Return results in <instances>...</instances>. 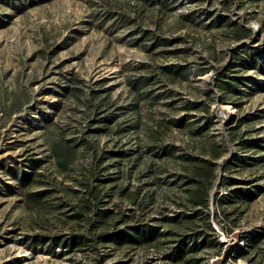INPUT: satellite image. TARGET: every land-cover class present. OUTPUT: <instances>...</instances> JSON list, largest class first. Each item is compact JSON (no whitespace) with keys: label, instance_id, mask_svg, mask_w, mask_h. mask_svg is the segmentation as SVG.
<instances>
[{"label":"rangeland","instance_id":"374dc122","mask_svg":"<svg viewBox=\"0 0 264 264\" xmlns=\"http://www.w3.org/2000/svg\"><path fill=\"white\" fill-rule=\"evenodd\" d=\"M239 48L256 67L237 71L244 94L226 99L211 80ZM240 138H264V0H0V264H186L163 254L195 232L218 243L197 264H264V150ZM203 161L213 181L201 207L189 198ZM134 222L162 236L96 239ZM251 231L263 236L250 248ZM34 234L85 239L52 253Z\"/></svg>","mask_w":264,"mask_h":264},{"label":"trees","instance_id":"16d2710c","mask_svg":"<svg viewBox=\"0 0 264 264\" xmlns=\"http://www.w3.org/2000/svg\"><path fill=\"white\" fill-rule=\"evenodd\" d=\"M157 1V0H152ZM159 1V0H158ZM235 38L240 39L244 35L247 34V30H243L242 28L235 29ZM244 48H239L236 51H233V55L231 58L232 66H225L223 69L218 70L214 77L211 80L213 87L219 91L222 96L226 99H239L240 95H243L244 92L242 87L246 85L244 82V77L240 76L237 71L241 70H252L256 67V62L254 60L243 58ZM174 68H167L170 72L174 74H178L183 76L185 72H181L179 66H171ZM165 69V68H163ZM135 88L139 89L144 82L135 81ZM186 109H190L195 107L196 103L189 102ZM205 122L199 127V129L204 128L209 124L210 118L205 116ZM241 149L244 150H264V138H240L238 140ZM50 150L53 154L60 156L57 161L62 163L66 159V153L69 151L65 141H57L50 143ZM164 149H166L164 147ZM173 149V148H172ZM171 148L168 149L165 153H170ZM264 155V153H262ZM246 156L247 160L244 161V157L238 159V162L242 163V165H255L257 162H261L263 156ZM212 165L208 161H203L201 164H194L192 173L195 175V188L194 191L190 194V201L193 205H199L201 207L206 205V191L212 185L213 175H212ZM229 167V165L227 166ZM19 182L25 183L28 179V175L25 173H21L19 176ZM232 179H227L224 182L226 185H231ZM257 191H260V187L257 185H253ZM232 193V196L237 198L238 200L250 199L253 197L254 192L251 190L242 188V187H234L229 189ZM221 200V198H218ZM200 210L196 211V214L191 215H183V217H191L195 218V216L199 217ZM102 214H104L102 212ZM206 218V217H205ZM172 221L179 222V219L175 220V218H167ZM207 228L212 231L209 224H206ZM263 233L251 231L244 238V241L248 247H253L263 236ZM162 236V233L159 229L153 224L146 222H134L131 224H127L122 228L115 229L113 232L109 234H100L96 236V239L101 243H113L117 246H131V247H142V246H150L155 241H158V238ZM82 239H85L84 236L78 234H70L68 236H42L34 234L30 237L29 243L34 246H39L44 241H51V252L53 253V247H65L66 249H71L72 247L79 246L82 243ZM56 245V246H55ZM218 246L216 240L212 237H207L205 235H200L199 232H195L194 235H181L178 238L172 240L171 245L169 246V251L166 252L164 257L170 260L173 263H186V264H197L198 258H195L196 253H198L202 249L206 248H215ZM66 251V250H63ZM68 251V250H67ZM243 253L239 252L235 255L236 258L243 257ZM200 261V260H199ZM98 263V261H96ZM118 264V263H114Z\"/></svg>","mask_w":264,"mask_h":264}]
</instances>
